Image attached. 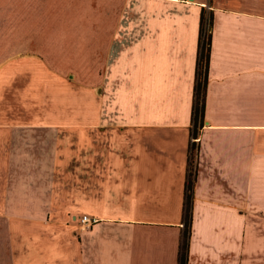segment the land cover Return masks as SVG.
Instances as JSON below:
<instances>
[{"label": "crops", "instance_id": "0c3cea01", "mask_svg": "<svg viewBox=\"0 0 264 264\" xmlns=\"http://www.w3.org/2000/svg\"><path fill=\"white\" fill-rule=\"evenodd\" d=\"M60 5L73 22H0V264H179L188 173L183 264H264V0ZM16 63L39 66L19 73L28 120L4 112ZM67 78L53 109L77 119H49Z\"/></svg>", "mask_w": 264, "mask_h": 264}, {"label": "rangeland", "instance_id": "374dc122", "mask_svg": "<svg viewBox=\"0 0 264 264\" xmlns=\"http://www.w3.org/2000/svg\"><path fill=\"white\" fill-rule=\"evenodd\" d=\"M2 4L4 5L3 15L0 18V22L6 23V24H17L21 28L28 27L30 28L31 25H43V24H52V25H60L63 23L62 19H69V22H73V18L76 17V15H71L75 11H72V9L69 12V16H63L60 0H3ZM90 17L83 16L81 13H79V19L80 22H88V19ZM60 34L64 33H52V35H55L54 40H60ZM56 41H54V44ZM39 68L38 65L30 66L29 64L21 63L16 65H11V71L17 75L14 77V80L10 81V84L13 85V89L17 92L16 96L11 101V104L8 105L9 97L6 93V99L8 101L5 102V115L6 119H15V120H28L29 119V111H24L25 105L24 103L28 102V93L26 89L28 88L27 80L22 81L20 79V72H30L33 70H36L35 68ZM199 75V79H200ZM13 81V82H12ZM26 84V85H25ZM53 86H50L51 89L49 90V94L45 96V98L41 99L42 104H48L49 110L48 115L50 116L49 119L54 120H62L66 122H73L76 121L77 115H76V109L69 108L67 111H56L53 108H55L54 103H60L64 99L65 93H71V90L78 91L77 83L75 80H54ZM82 86V85H81ZM45 88V87H44ZM37 92H46L45 89H36ZM6 92V91H5ZM36 97V100H35ZM38 97L36 95L31 96V102L35 103L36 105L39 103ZM61 106V105H60ZM51 108V109H50ZM22 109V110H20ZM61 109V108H60ZM37 115L36 119H40L43 117V112L35 113Z\"/></svg>", "mask_w": 264, "mask_h": 264}, {"label": "trees", "instance_id": "16d2710c", "mask_svg": "<svg viewBox=\"0 0 264 264\" xmlns=\"http://www.w3.org/2000/svg\"><path fill=\"white\" fill-rule=\"evenodd\" d=\"M207 42L202 40L198 50V65H197V84H196V91L194 93V104L192 106V116L193 119L196 120L197 118L201 119L202 114V83L205 77L206 71V61H207ZM199 75L200 79H199ZM203 78V81H202ZM189 190H190V174L186 176V186H185V204L183 210V235H182V243L180 247V262L179 264L184 263V253H185V239L186 233L188 231V199H189Z\"/></svg>", "mask_w": 264, "mask_h": 264}, {"label": "built area", "instance_id": "2783aa9c", "mask_svg": "<svg viewBox=\"0 0 264 264\" xmlns=\"http://www.w3.org/2000/svg\"><path fill=\"white\" fill-rule=\"evenodd\" d=\"M173 1L179 2V3H190L191 2V0H173ZM78 222L82 228H88L94 221L93 219H90L87 216H81Z\"/></svg>", "mask_w": 264, "mask_h": 264}]
</instances>
